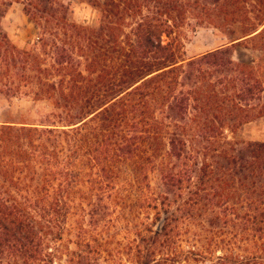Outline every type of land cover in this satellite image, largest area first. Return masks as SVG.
<instances>
[{
    "label": "trees",
    "instance_id": "trees-1",
    "mask_svg": "<svg viewBox=\"0 0 264 264\" xmlns=\"http://www.w3.org/2000/svg\"><path fill=\"white\" fill-rule=\"evenodd\" d=\"M15 3L39 29L29 49L2 25ZM91 5L97 27L72 21L60 0H0V95L50 107L0 122V264H54L83 183L99 200L93 218L104 197L105 218L115 205L132 224L133 264H264V142L229 136L264 118V0ZM200 29L228 42L185 58ZM255 40L262 56L236 60ZM76 245L67 264L100 260L83 236Z\"/></svg>",
    "mask_w": 264,
    "mask_h": 264
},
{
    "label": "rangeland",
    "instance_id": "rangeland-1",
    "mask_svg": "<svg viewBox=\"0 0 264 264\" xmlns=\"http://www.w3.org/2000/svg\"><path fill=\"white\" fill-rule=\"evenodd\" d=\"M70 6V16L72 21L84 24L90 27H97L100 20L99 11L91 5L93 0H60ZM23 4L15 3L10 9L8 15L2 22L5 32L9 39L21 49H29L38 41L39 29L23 12ZM228 42L226 37L219 31L213 29H200L185 41L184 56L192 58L202 55L206 52L213 51ZM235 58L239 61L252 62L258 60L262 56L261 43L258 41H248L243 46L235 49ZM46 103H35L31 99L7 101L0 95V122H17L21 118L36 120L41 113L46 112L50 107L45 106ZM229 136L235 140L243 141H261L264 142V118L258 119L253 123L242 127L237 134ZM150 183L153 191H158L160 186L159 175L151 174ZM124 182V181H123ZM119 184L117 192L122 198L126 195L124 188ZM123 188V189H122ZM122 189V190H121ZM135 193V192H133ZM137 193V192H136ZM135 193V194H136ZM96 195L92 193L90 184H82L77 189L76 195L73 197V210L67 220V230L62 240L58 243V254L54 264H67L66 260L70 252L77 249V241L83 236L86 241H90L91 248L88 250L93 253H100V260L95 264H133V255L135 252L136 235L132 231V224L128 220H124L117 213L120 209L111 206V215L116 219L110 221L105 218L107 213L106 203L108 200L103 197V218H93L95 208L92 204L97 200ZM137 195L129 197V202L135 199ZM126 201V199H125ZM97 203L99 200L96 201ZM122 202V201H121ZM120 204V203H119ZM122 211V209H120ZM118 215V216H117ZM110 221V223H109ZM131 229V230H130ZM208 230V231H207ZM209 228L205 226L203 231L197 229L203 238V243H208L213 237L214 232H209ZM231 235L222 234L220 237L228 239ZM203 243L201 245H203ZM53 247V246H52ZM189 244L184 242L181 249L185 252L190 250ZM201 252L204 250L198 246ZM217 253V251L215 252ZM220 250L218 254L220 255ZM205 261V260H203ZM209 261V260H208ZM182 264H211L210 262H183Z\"/></svg>",
    "mask_w": 264,
    "mask_h": 264
}]
</instances>
